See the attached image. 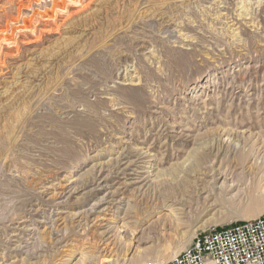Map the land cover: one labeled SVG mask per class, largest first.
I'll use <instances>...</instances> for the list:
<instances>
[{
  "label": "rangeland",
  "instance_id": "rangeland-1",
  "mask_svg": "<svg viewBox=\"0 0 264 264\" xmlns=\"http://www.w3.org/2000/svg\"><path fill=\"white\" fill-rule=\"evenodd\" d=\"M262 205L264 0H0V264L169 262Z\"/></svg>",
  "mask_w": 264,
  "mask_h": 264
},
{
  "label": "built area",
  "instance_id": "built-area-1",
  "mask_svg": "<svg viewBox=\"0 0 264 264\" xmlns=\"http://www.w3.org/2000/svg\"><path fill=\"white\" fill-rule=\"evenodd\" d=\"M165 264H264V213L197 235L185 250Z\"/></svg>",
  "mask_w": 264,
  "mask_h": 264
},
{
  "label": "bare ground",
  "instance_id": "bare-ground-1",
  "mask_svg": "<svg viewBox=\"0 0 264 264\" xmlns=\"http://www.w3.org/2000/svg\"><path fill=\"white\" fill-rule=\"evenodd\" d=\"M227 133V132H226ZM252 151V150H251ZM251 153V152H250ZM255 153V152H254ZM197 154V153H196ZM249 154V152L247 153ZM199 156V155H198ZM245 156V153L243 154L242 151L241 153H239V157H242ZM251 156V154H250ZM203 157H206V155H200L199 158H198V161L201 162V165L203 166L204 164V160L202 159ZM245 158V157H244ZM203 160V161H202ZM200 165V166H201ZM199 166V165H198ZM158 177V175H155ZM161 187V192H160V199H159V202L158 203H155L156 206H162L164 204V202L167 201V195L168 197L171 196V191L174 189L173 186H170L169 184H164V185H160ZM162 191L166 192L164 193V197L162 195ZM255 202V201H254ZM255 204V203H254ZM152 208V204L148 201H143V203H135L134 204V207L132 208L133 209V212L136 214V215H140V214H144L146 211H149L150 209ZM264 209V205H262V209ZM260 210V211H261ZM260 212L259 210L257 211H251L248 213V215L246 217L248 218H251V217H255L256 215H258ZM177 251V250H176ZM173 253V252H172ZM172 254L168 252V254H164L162 255L160 258H158V260L156 259L155 262L157 264H165L168 262V260L171 258Z\"/></svg>",
  "mask_w": 264,
  "mask_h": 264
}]
</instances>
